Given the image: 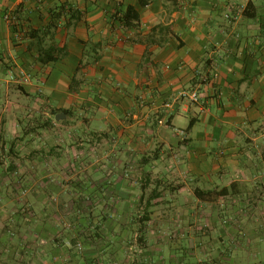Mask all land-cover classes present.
I'll use <instances>...</instances> for the list:
<instances>
[{
    "label": "crops",
    "instance_id": "1",
    "mask_svg": "<svg viewBox=\"0 0 264 264\" xmlns=\"http://www.w3.org/2000/svg\"><path fill=\"white\" fill-rule=\"evenodd\" d=\"M15 176L33 208L106 209L107 243L78 256L31 220L0 234V264H108L137 237L264 264V0H0V192Z\"/></svg>",
    "mask_w": 264,
    "mask_h": 264
},
{
    "label": "rangeland",
    "instance_id": "2",
    "mask_svg": "<svg viewBox=\"0 0 264 264\" xmlns=\"http://www.w3.org/2000/svg\"><path fill=\"white\" fill-rule=\"evenodd\" d=\"M13 180L16 185V190H13L10 193L0 192V234H8L9 237L13 238L20 235L21 238H24L25 234H28L26 233L27 228H29V226H27L28 222L31 220H36V222L42 223L45 218L49 219V217H53L62 223L60 228L61 231L67 232H65V240H56V247L63 243V248L69 250L68 252H73L79 256L87 249H91L92 247H102L104 243H107L106 240L100 239L101 235L99 234L98 229L101 227L98 225V223L94 222L99 217L98 215H100V213H107L106 209L95 210L85 207L80 208L79 206L81 203H79L80 205L76 206L75 208H71V206L66 203L68 206H66V209L64 208L63 210H51L48 208V204L46 206L44 203L40 204V206L36 208H33L28 204L31 194L28 192L26 185L23 187V182L25 181L24 178L15 176ZM11 200H13V202H10ZM78 227L82 228V230L79 232V236L75 235V231H77ZM199 227L201 228L200 233L208 234V227ZM199 235V237H204L203 234ZM244 242L246 245L250 246L248 252L252 253L255 251V248L257 247L256 242L251 243L248 241H238L231 243V247L235 248V245L242 246ZM162 244H169L171 247L168 248L166 254H164L163 257H156L155 260H157L159 264H213L218 259L215 254L219 253L217 250V245H219L220 242H214L210 239H199L195 242H182L178 240L155 242L142 240L137 237L125 242L115 243L116 246H114L112 249L114 253H111L113 254L112 257L104 258L106 255L105 254L101 256V258L104 261H107L108 264H156L151 253L153 252L154 248L158 246L160 247ZM196 245L198 246L196 247ZM182 246L187 248V251H189V254L191 255L188 256L186 253H184L185 251L180 252L182 251ZM192 246H194L193 249ZM226 250L228 252L230 247L227 246ZM177 252L179 254H177ZM207 253L210 255L209 257H206ZM174 254H177L179 258L174 256ZM227 256V259H230V255L227 254ZM73 259V261L76 260L75 257ZM251 259L253 260V258H250V256H245L244 258L240 259V264H252ZM89 264H91L90 261Z\"/></svg>",
    "mask_w": 264,
    "mask_h": 264
},
{
    "label": "built area",
    "instance_id": "3",
    "mask_svg": "<svg viewBox=\"0 0 264 264\" xmlns=\"http://www.w3.org/2000/svg\"><path fill=\"white\" fill-rule=\"evenodd\" d=\"M4 20L8 23V24H11V25H15V26H18V17L14 14H11V13H7L5 16H4ZM21 38V35L19 32L16 33V39L19 41ZM216 74V73H215ZM217 76V75H215ZM10 77L12 80L16 81L17 84L19 85H30L32 83V76L30 74H27L25 72H21L18 76L12 74V72L10 73ZM183 96H187L189 97L193 102H198L199 101V96L196 92L194 93H186V92H183L182 94ZM180 134L182 136H184V133L183 132H180Z\"/></svg>",
    "mask_w": 264,
    "mask_h": 264
},
{
    "label": "water",
    "instance_id": "4",
    "mask_svg": "<svg viewBox=\"0 0 264 264\" xmlns=\"http://www.w3.org/2000/svg\"><path fill=\"white\" fill-rule=\"evenodd\" d=\"M63 117H65V115H64V114H63ZM57 119H58V120H60V119H59V117H57Z\"/></svg>",
    "mask_w": 264,
    "mask_h": 264
}]
</instances>
